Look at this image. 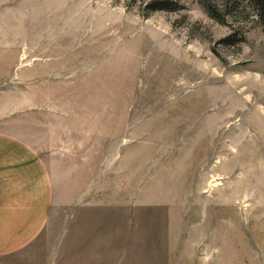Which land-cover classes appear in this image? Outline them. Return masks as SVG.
<instances>
[{
	"label": "rangeland",
	"instance_id": "374dc122",
	"mask_svg": "<svg viewBox=\"0 0 264 264\" xmlns=\"http://www.w3.org/2000/svg\"><path fill=\"white\" fill-rule=\"evenodd\" d=\"M152 1L0 0V84L28 66L30 104L43 95L64 118L55 144L83 157L55 160L50 231L11 264L86 248L92 264H264V27L248 0H214L224 22L200 0ZM84 176L107 177L108 195L69 219L66 179ZM85 217L107 237L71 242Z\"/></svg>",
	"mask_w": 264,
	"mask_h": 264
},
{
	"label": "crops",
	"instance_id": "0c3cea01",
	"mask_svg": "<svg viewBox=\"0 0 264 264\" xmlns=\"http://www.w3.org/2000/svg\"><path fill=\"white\" fill-rule=\"evenodd\" d=\"M27 72L28 66H21L20 79L15 86L0 84V264H11L13 256L32 246L36 240H45L44 232L50 231L48 223L55 201L61 200L63 184L59 174H54L55 160L64 162L69 158L71 163H80L83 158L77 151L62 149L55 144L51 127L57 126L64 118L49 104L45 106L43 95L36 99L38 106L30 104L29 87L24 79ZM92 178L84 176L83 182L72 177L66 179L74 191L63 195L70 201L69 219L83 210H91L93 205L98 207L95 200L106 199L109 179L105 176ZM77 183L84 186L73 189L71 185ZM58 204L60 207V202ZM87 217L79 223L69 222L68 232L74 233L71 242L87 243L98 238L97 233L102 237L103 232L107 237L108 226L101 224L93 230ZM76 250L72 254L76 255ZM84 252L85 255L77 256L83 259L68 263L92 264V255L87 254H91L92 248H86Z\"/></svg>",
	"mask_w": 264,
	"mask_h": 264
},
{
	"label": "trees",
	"instance_id": "16d2710c",
	"mask_svg": "<svg viewBox=\"0 0 264 264\" xmlns=\"http://www.w3.org/2000/svg\"><path fill=\"white\" fill-rule=\"evenodd\" d=\"M253 6L257 15L259 16L260 22L264 27V0H248ZM157 0H153L150 3L151 8L153 9H166V10H180L182 8V3L180 0H163L159 5H155ZM200 3L207 8V11L211 16L217 19L220 22H224L226 19L227 12H223L221 9L216 6L214 0H200Z\"/></svg>",
	"mask_w": 264,
	"mask_h": 264
},
{
	"label": "bare ground",
	"instance_id": "6f19581e",
	"mask_svg": "<svg viewBox=\"0 0 264 264\" xmlns=\"http://www.w3.org/2000/svg\"><path fill=\"white\" fill-rule=\"evenodd\" d=\"M70 12V11H69ZM67 14V13H66ZM75 14V13H74ZM69 15V14H68ZM67 19H69V18H67ZM71 19V18H70ZM78 39V38H77ZM249 81V80H248ZM243 83V82H242ZM238 84V83H237ZM249 84H252V83H249ZM263 84V83H262ZM247 85V84H246ZM235 86H237V85H235ZM264 86V85H263ZM234 87V86H233ZM233 89V88H232ZM231 90V89H230ZM251 90V87H245L243 90H242V92H241V94L242 93H244V92H246V91H250ZM263 91H264V89H262ZM239 95V94H238ZM227 96V95H226ZM254 96V95H253ZM256 96H257V94H256ZM255 96V97H256ZM221 97V96H220ZM239 97V96H238ZM223 98V100H224V98L225 97H222ZM229 98V97H228ZM240 98H242V104H240V107H241V105L242 106H244L245 107V104H246V102H249L250 104L252 103V101H251V98H250V93L247 95V98L246 97H244V96H241ZM216 99V98H215ZM227 99V98H226ZM258 99V98H257ZM219 100V99H218ZM221 100V99H220ZM215 101V103H216V100H214ZM225 101V100H224ZM240 101V100H239ZM222 102V101H221ZM258 102H261V101H257L256 100V103H254L253 105L257 108V110L259 111V114H261L262 116L264 115V106L262 105V104H259V106H258ZM220 104V103H219ZM225 105V104H224ZM216 106H217V104H216ZM217 108V107H216ZM252 108V107H251ZM254 108V107H253ZM231 118H232V115H230L229 113H227L226 112V114L224 115V117H223V119H222V121H221V123L220 124H228L229 122H230V120H231ZM220 127V126H219ZM222 127V126H221ZM224 128V127H223ZM219 130V129H218ZM254 130V129H253ZM253 130H251V133L253 132ZM219 135V134H218ZM215 138V137H214Z\"/></svg>",
	"mask_w": 264,
	"mask_h": 264
}]
</instances>
